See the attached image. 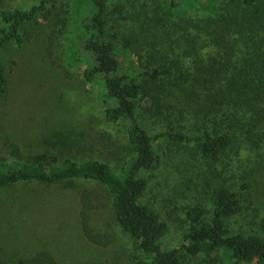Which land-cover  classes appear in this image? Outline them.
I'll use <instances>...</instances> for the list:
<instances>
[{
  "label": "trees",
  "instance_id": "16d2710c",
  "mask_svg": "<svg viewBox=\"0 0 264 264\" xmlns=\"http://www.w3.org/2000/svg\"><path fill=\"white\" fill-rule=\"evenodd\" d=\"M118 1L86 0L81 26L92 64L84 68L83 76L87 82L96 76L101 79L106 117L126 128L131 155L119 162L115 172L97 159L77 163L79 157L94 149L93 134L70 141L58 138L60 164L39 156L21 161L19 146L9 142L5 145L15 159H0V185L31 179L44 183L78 178L97 182L99 186L79 190V221L89 242L101 247L113 242L111 232L96 230L92 224L93 214L105 205L107 195L116 220L138 240L144 252L134 264H180L179 249L161 243L168 224L139 202L158 161L154 139L191 143L196 153L209 160L212 177L220 182L224 180V160L239 146L235 141L241 137L240 143L251 142L250 135L263 134L264 0H145L155 9L150 11L156 24L191 28L183 54H174L159 40L144 51L136 50L132 36L126 33L121 34V42H115L107 25L112 7L119 13L124 10L125 4ZM55 2L38 0L28 8L0 7V48L9 40L21 43L22 24L39 16L47 19ZM186 7L195 8L197 18L185 15ZM61 23L65 25L64 18ZM131 49L137 55L129 67L127 54ZM6 85L0 61V93L5 92ZM177 91L187 98L178 100ZM198 102L201 107L195 105ZM192 111L198 118L187 129L179 119ZM143 113L156 119L154 133L144 127ZM243 185L249 188L248 183ZM211 201V208L196 204L186 211L189 228L183 240L185 250L197 258L194 264H264V236L256 231H234L227 222L242 210L240 193L218 183L212 189ZM0 264H5L1 258ZM19 264L56 261L49 252L39 250Z\"/></svg>",
  "mask_w": 264,
  "mask_h": 264
},
{
  "label": "rangeland",
  "instance_id": "374dc122",
  "mask_svg": "<svg viewBox=\"0 0 264 264\" xmlns=\"http://www.w3.org/2000/svg\"><path fill=\"white\" fill-rule=\"evenodd\" d=\"M37 3L38 0H0V7L28 8ZM121 3L125 4L124 10L119 13L112 7V19L107 25L115 42H121V34L126 33L132 36L136 50L144 51L148 44L159 40L174 54L184 53L191 29L188 25L156 24L151 18L154 12L150 11L155 9L145 0H119ZM186 8L185 15L197 18L195 8ZM85 9L86 0H56L47 19L39 16L22 24L21 43L9 40L0 48L7 80L5 92L0 93V159H15L5 145L14 142L20 148L21 161L39 156L60 164L58 138L78 140L86 134H93L95 147L79 157V164L97 159L118 172L119 162L131 155L126 128L106 117L101 79L96 76L87 82L83 76L84 68L92 64L84 48L81 26ZM63 18L65 25L61 23ZM136 55L129 50V67L136 62ZM176 94L178 100L187 98L182 91ZM195 105L201 107L199 102ZM143 117L144 127L154 133L156 119L146 113ZM196 118L192 111L179 121L188 129ZM260 125L263 134L257 131V137L250 135L253 141L240 143L241 137L235 141L239 146L236 151L230 150L224 160V180L220 182L212 177L209 160L196 153L191 143L154 139L158 161L139 202L168 224L161 243L179 249L180 264H194L197 260L185 250L183 235L189 228L186 211L196 204L211 208L212 189L218 183L228 184L242 197V210L228 219L229 226L234 231H256L264 236V123ZM245 129L242 127V131ZM245 183L249 188L243 187ZM90 186L99 184L78 178L55 183L31 179L0 185L2 261L19 264L39 250L52 254L56 264H134L143 258L138 240L118 223L107 195L105 205L93 214L92 224L96 230L111 232L113 242L101 247L84 236L78 214L79 190Z\"/></svg>",
  "mask_w": 264,
  "mask_h": 264
}]
</instances>
